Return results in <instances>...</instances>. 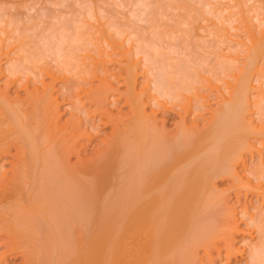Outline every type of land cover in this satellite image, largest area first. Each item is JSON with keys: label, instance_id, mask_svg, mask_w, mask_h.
I'll list each match as a JSON object with an SVG mask.
<instances>
[{"label": "bare ground", "instance_id": "6f19581e", "mask_svg": "<svg viewBox=\"0 0 264 264\" xmlns=\"http://www.w3.org/2000/svg\"><path fill=\"white\" fill-rule=\"evenodd\" d=\"M228 1L0 0V264H198L200 248L210 262L213 251L241 255L213 181L231 178L236 198L264 191V160L245 177L235 168L259 145L248 137L259 130L251 108L264 112V88L250 95L264 80V0ZM234 30L242 40H231ZM222 42L243 46L242 66L219 52ZM210 90L217 105L200 126ZM119 102L126 112L112 110ZM248 220L259 242L244 264H264V217Z\"/></svg>", "mask_w": 264, "mask_h": 264}, {"label": "rangeland", "instance_id": "374dc122", "mask_svg": "<svg viewBox=\"0 0 264 264\" xmlns=\"http://www.w3.org/2000/svg\"><path fill=\"white\" fill-rule=\"evenodd\" d=\"M220 1V4L221 5H223V4H227L226 2H229L228 0L226 1H224V0H219ZM224 2V3H223ZM228 4H230V2L228 3ZM175 12H178L179 13V11H175ZM168 14H169V16H167V17H164V20H165V23L167 24V25H172V24H175V19H173L172 20V17L173 18H175V15H176V13H173V12H168ZM172 14H174V16H172ZM235 18H237V17H235ZM167 19V20H166ZM175 20V21H174ZM236 21H238V19H235ZM92 22V21H91ZM236 24H238L237 22H235ZM235 23H233V25H236ZM93 26L94 25H97V23L96 22H93V24H92ZM237 26H239V25H237ZM92 26H89V28H91ZM88 28V29H89ZM95 29H97V27L95 26ZM93 27H92V29L91 30H93L92 32L94 33H97V35H95V33H94V35L92 36V35H90L92 32H91V30L89 29L88 31H87V33H89V37L91 36L92 38V40L94 39H96V42L97 41H99L98 40V38H99V36H98V34L100 35V32L98 31L99 30V28L97 29V31L95 30ZM91 33H90V32ZM196 31V30H195ZM194 30H193V33H197V31L195 32ZM231 31V30H230ZM237 31V33H232L233 35V38L231 39V40H233V41H236V40H238L237 38H236V36L238 35V33H239V35H238V38L240 39V40H242V37L244 36L243 35V33H242V31H238V30H236ZM235 30H234V32H236ZM204 32H207V34H208V31H204ZM203 32V33H204ZM232 32V31H231ZM201 33L202 32H200V35H201ZM210 33H211V36L213 35V33L210 31ZM217 33V32H216ZM216 33H214V35H215V37H216ZM219 34V33H218ZM235 34V35H234ZM237 34V35H236ZM214 35H213V37H214ZM229 35H230V33H229ZM98 38H97V37ZM203 37H205V38H207V37H209V36H207L205 33L202 35ZM209 37L208 39H212L213 37ZM217 36H219V35H217ZM220 36H221V33H220ZM232 36H230V38L232 37ZM234 36H235V38H236V40H235V38H234ZM94 37V38H93ZM100 38H101V36H100ZM244 39V38H243ZM232 41V42H233ZM92 42H95V41H92ZM101 42H103V41H101ZM232 42H231V44H228V43H230V42H226L229 46H230V51H233V52H230L229 50H227V48H226V43H223V44H225V45H223L222 43L221 44H219L220 46H224V48L223 49H225V50H227L228 51V53H227V51L225 52L223 49H222V47H220V46H217V47H219V48H221L222 50V52L221 51H219L218 49V51L220 52V53H224V55H225V53H226V55L227 54H229V56L230 57H232V59L234 60V58L236 57H238L237 59H236V61H237V63H238V65L240 64L241 65V62H242V59H243V55L241 54V51L243 52L245 49L243 48V46H242V48H241V46L239 45H237L238 47L236 48L235 46L236 45H234V47L236 48V49H234V50H231L232 48H233V45H232ZM93 44H95V43H93ZM99 44H101L100 42H99ZM95 45H97V44H95ZM231 45H232V48H231ZM229 46H227V47H229ZM129 47V46H128ZM93 48H99L98 46L97 47H95V46H93ZM95 49H93V50H95ZM216 48H214V50H215ZM229 49V48H228ZM242 49V50H241ZM100 50V49H99ZM236 50H237V52L239 53V55H237L236 56V54H238L237 52H236ZM217 51V52H218ZM234 51H235V53H234ZM97 52H98V50H97ZM95 54H96V52H94ZM117 53H119V54H117ZM116 53V55H120V57H119V59L120 60H124L123 58H122V54H121V52H117ZM219 53V54H220ZM95 54H94V57H95ZM109 54H111V53H109ZM235 54V55H234ZM241 54V55H240ZM244 54V53H243ZM93 55V54H92ZM92 55H90L89 54V56H92ZM234 57H233V56ZM98 56L96 55V59H98L97 58ZM110 57V58H109ZM109 57H102V58H104V60H106L105 58H108V59H111V58H113L112 57V55H109ZM117 57V56H116ZM115 57V58H116ZM140 57V56H139ZM118 58V57H117ZM107 59V60H108ZM107 60H106V64H107V67L108 68H110V70H112L114 67H116L117 65L115 64V63H109V62H107ZM261 60V61H260ZM1 61H2V59H1ZM236 61H235V63H236ZM262 61H264V60H262V59H258V62L259 63H261ZM108 63H109V65H108ZM236 63V64H237ZM258 63V64H259ZM257 64V65H258ZM262 64H264V63H262ZM239 65V66H240ZM106 66V65H105ZM238 66V67H239ZM242 66V65H241ZM260 67V68H259ZM262 67H261V64H260V66H258V70H260ZM114 70V69H113ZM112 70V71H113ZM121 71L123 70V69H120ZM115 71V70H114ZM262 72H264V71H261V74H262V76L260 75V73L257 71L256 73L254 72L253 73V77H252V82H254V76H258V75H260L259 77L261 78L262 77V79H264V73H262ZM256 76V77H257ZM46 81H48V79H45ZM140 80V81H139ZM257 80V81H256ZM112 81H113V79H112ZM115 82H113V84L114 83H117L116 85H119V83H118V81H116V80H114ZM92 84V85H95L96 83H97V80H90V81H88V84H90V83ZM137 82H138V85L140 84V83H142L143 82V76H138L137 77ZM255 84H252L251 83V85L255 88L254 90H255V93H254V91H253V93H252V90H251V101H252V94H254L255 96H256V94H257V92H256V90H259V88L260 89H262V88H264V80H261V81H259V78L257 77V79H255ZM258 82H260V84H258ZM90 84V85H91ZM256 84H258V86L256 85ZM0 85H3V83L0 81ZM140 86V85H139ZM225 85H223L222 86V84H221V87H224ZM260 86V87H259ZM119 88H123L122 90H124V86L123 85H119ZM258 88V89H257ZM18 90V93L19 94H21V96H24V91L21 89V88H18L17 89ZM15 91H16V88H15V86L14 87H11L10 89H9V91H8V94L10 95V97H14L15 96ZM262 91H264V90H262ZM250 93V92H249ZM210 94H211V96H213V98L215 99H213L212 97H210L209 99H210V101H209V103H205L204 104V106H205V109H203L199 114L201 115V119H202V121L199 119V125L200 126H202L203 124H204V119H206V118H208V116H210V113H209V109H211L212 107L214 108V107H216V99H217V96L215 95V91L214 90H210ZM215 96V97H214ZM254 98V97H253ZM256 98V97H255ZM120 104H117L116 106H118L119 105V107H115V108H113L112 110L114 111V112H116L117 110V108H120L121 110H122V112H126L127 111V107H125V106H122V104H121V102H119ZM210 104V105H209ZM251 106H253V103H252V105ZM211 107V108H210ZM254 107V106H253ZM253 107L251 108L252 110L250 111L251 112V114L253 115V114H255V117H254V121H255V126H257L256 128L257 129H259L258 130V132H257V134H255V135H250V137L252 138H250V137H248V140L250 141L249 143H251V144H254V146L256 145V142L259 144H257L256 146H257V148H255V147H252L251 149L252 150H250L251 152L249 153V151L247 150L246 152H243V155H245L244 156V158L246 159H244L245 160V163L243 164V163H241V162H239L237 165H236V171L237 172H239V174H240V176H242V177H245V174H246V172H247V169L248 168H250L251 166H253L254 164H255V161H261V160H264V157H262V156H264V152H262V151H264V146H262V145H264V140H262V138H260V137H264V136H262V135H258V134H262V132H259V131H262V129H264V120H261V119H264V118H262V117H264V112H261V116L262 117H260L259 115L260 114H258L257 115V112L258 113H260V111H257L256 109V107H254V108H256V109H253ZM63 107H61V111L63 110L62 109ZM209 108V109H208ZM115 109V110H114ZM63 112V111H62ZM252 112H254V113H252ZM68 115V113H63L62 114V116H61V119H65L66 117H68L67 116ZM256 115H257V117H256ZM157 116H158V126H160L161 125V117H162V113H158L157 114ZM160 116V117H159ZM254 116V115H253ZM206 117V118H205ZM258 117H260V119L258 118ZM178 119V117H177V115L176 114H174V113H170L169 115H168V117H167V119H166V121H165V128H167L168 130H175V127H174V123H175V121ZM258 119H259V122H258ZM261 120V121H260ZM203 122V123H202ZM261 122H262V124H261ZM259 123V124H258ZM102 131H100L99 133V135L95 138V141L94 142H96V143H98V139H100V137L102 138V137H105L109 132H110V128L109 127H106V128H104V129H101ZM253 136H254V139H253ZM256 136V137H255ZM253 140V141H252ZM252 141V142H251ZM262 141V142H261ZM262 143V144H261ZM261 148V149H260ZM88 151V154L90 155V154H92L93 153V151H94V147H93V145L92 146H90L88 149H87ZM245 151V150H244ZM257 151V152H256ZM245 153V154H244ZM262 156H261V155ZM9 159H11V157H8ZM75 157H72L71 158V162H74L75 161ZM257 159V160H256ZM249 160H250V162H249ZM262 162H264V161H262ZM4 166V168L6 169V170H8V168H9V165L6 163V164H4L3 165ZM1 171V170H0ZM245 171V172H244ZM244 175V176H243ZM221 176H219V177H216L215 179H214V181H213V186L215 187V191H216V193L217 194H221L220 196L221 197H223V199H225L224 201L225 202H223L224 203V206H223V208H226V206H228V208H226V210L228 209L229 210V212H228V214H227V216L228 217H230L231 215L233 216L234 215V221H236V222H234V225H236L237 227L235 228V226H234V228L235 229H232V230H234V233H233V235H234V239L232 240V242H233V245H234V247L235 248H239V249H241L240 251L242 252L241 253V255H240V253H236L234 256H231L229 259L224 255V252H223V254H222V256H216L217 255V253H216V251H213L212 252V256H214L213 257V259H212V261L210 262L208 259H207V261H206V258H207V256L205 257L204 255V253H202L203 251H202V249L200 248V249H198V253H199V256L197 257V260H198V262L200 263V262H202V263H200V264H244L245 263V261H246V255H247V253H246V251L249 249V248H247L248 247V244H252V243H258L259 242V236L257 235V233H256V229H255V227L253 228L252 226H251V224H250V221L248 220V215H250V214H254V212L255 213H257V211H258V213H262V217H264V194H262V193H264V191H258V192H255V191H251L250 190V192L248 191V193H245L244 191H243V189H240V193H239V198L237 197L236 198V193H235V189H234V185L232 184L233 182H232V179L231 178H228V176L226 177V176H222V178H220ZM252 178V177H251ZM251 180H253V179H251ZM254 181H252V183H253ZM232 184V185H231ZM258 184V183H257ZM261 184L262 185H264V182H261ZM254 185H255V182H254ZM213 187V188H214ZM262 187H264V186H262ZM218 189V190H217ZM233 189V190H232ZM262 190H264V189H262ZM224 195H226L225 197H224ZM245 196V197H244ZM262 197V198H261ZM227 202V203H226ZM226 203V204H225ZM230 207H232V208H230ZM235 211H234V210ZM226 210H224V213L226 214ZM241 210V211H240ZM257 210V211H256ZM260 210V211H259ZM243 211V212H242ZM231 212V213H230ZM240 212H242L241 214H240ZM230 213V214H229ZM224 214V215H225ZM242 214H243V216H242ZM241 215V216H240ZM221 218V217H220ZM229 221L231 220V218H229L228 219ZM232 221V220H231ZM229 222V223H232V222ZM235 223H237V224H235ZM238 229V230H237ZM250 230H251V232H250ZM233 232V231H232ZM249 232V233H248ZM236 233V234H235ZM253 234H255V235H253ZM1 240V239H0ZM244 240H246L245 242H243ZM2 241V240H1ZM249 242V243H248ZM246 244V245H245ZM3 249H5V247L4 246H2V245H0V251H2ZM198 255V254H197ZM202 255V256H201ZM244 256V257H243ZM199 257H202V259L200 260L199 259ZM205 257V258H204ZM197 262V263H198ZM198 263V264H199ZM7 264H22V257L21 256H16V257H9V262L7 263Z\"/></svg>", "mask_w": 264, "mask_h": 264}]
</instances>
